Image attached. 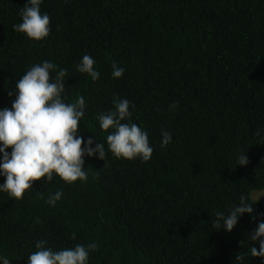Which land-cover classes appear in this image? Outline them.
Returning <instances> with one entry per match:
<instances>
[{"label":"trees","instance_id":"16d2710c","mask_svg":"<svg viewBox=\"0 0 264 264\" xmlns=\"http://www.w3.org/2000/svg\"><path fill=\"white\" fill-rule=\"evenodd\" d=\"M26 2L0 0V110L32 65L52 62L53 79L67 69L65 102L85 99L78 135L103 143L106 157H84L86 181L53 174L19 200L0 191V257L28 264L43 240L53 251L95 242L87 264H264L250 253L259 250L250 235L264 222V197H249L264 187V0H42L51 31L40 41L13 30ZM84 55L96 81L77 70ZM115 97L147 131L149 161L108 150L113 130L97 117L115 110ZM163 131L172 140L162 149ZM56 191L61 199L47 204ZM241 195L257 202L253 215L231 232L213 229Z\"/></svg>","mask_w":264,"mask_h":264},{"label":"clouds","instance_id":"9594fccd","mask_svg":"<svg viewBox=\"0 0 264 264\" xmlns=\"http://www.w3.org/2000/svg\"><path fill=\"white\" fill-rule=\"evenodd\" d=\"M67 2V0H65ZM42 0H27L20 9L21 23L13 25V30L25 34L29 39L40 41L50 34V17L41 14ZM95 61L90 55H84L77 70L86 73L92 81L99 79L100 73L94 70ZM55 69L52 62L44 61L32 65L15 85L16 97L11 108L0 110V175L6 179L0 184V191L19 200L24 193L31 189L33 182L45 180L51 182L53 174L68 184L77 180L86 181L88 176L84 168V157L95 156L105 161L106 151L103 143L97 142L92 147L94 139L90 137L86 142L78 135L80 122L84 116L85 99L76 98L73 103H66L62 97L65 91L67 69H60L53 79L50 75ZM113 78H121L124 68L112 64ZM12 96V91L8 92ZM115 110L100 113L97 117L102 130L112 129L107 135L108 150L116 158L132 160L139 157L147 162L153 154L148 133L131 122L130 103L126 99H113ZM134 107V105H131ZM177 102L169 105L174 111ZM122 121H128L122 123ZM160 147L165 148L172 140L167 131L161 133ZM11 148V153L7 151ZM249 163L247 154H241L237 165L246 166ZM62 197L61 191H56L45 201L54 206ZM246 195H241L239 204L233 206L227 215L223 212L215 214L213 229L223 227L231 232L237 225L239 218L248 213H254L253 205ZM253 219L255 217L253 216ZM222 222V223H221ZM73 236L75 234L73 233ZM250 240L258 243L250 248L253 257L264 258V222H260L250 235ZM37 251L28 257V264H87L90 252L97 249L95 242L86 246L77 244L73 248L53 251L46 247V241H38ZM3 264H10L7 258L0 257ZM243 261V256H237Z\"/></svg>","mask_w":264,"mask_h":264},{"label":"rangeland","instance_id":"374dc122","mask_svg":"<svg viewBox=\"0 0 264 264\" xmlns=\"http://www.w3.org/2000/svg\"><path fill=\"white\" fill-rule=\"evenodd\" d=\"M249 197L251 200H257V199L263 198L264 197V187L261 189H256V190L250 191ZM0 264H3L2 259H0ZM10 264H15V263L10 262Z\"/></svg>","mask_w":264,"mask_h":264}]
</instances>
